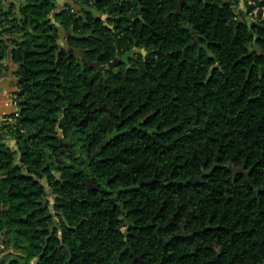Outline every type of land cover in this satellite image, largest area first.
<instances>
[{
	"label": "trees",
	"instance_id": "obj_1",
	"mask_svg": "<svg viewBox=\"0 0 264 264\" xmlns=\"http://www.w3.org/2000/svg\"><path fill=\"white\" fill-rule=\"evenodd\" d=\"M247 1L73 0L98 12L80 16L25 0L16 19L0 0L19 107L0 118V246L15 252L0 264H264V21ZM53 14L98 67L60 47ZM136 48L129 69H101Z\"/></svg>",
	"mask_w": 264,
	"mask_h": 264
},
{
	"label": "crops",
	"instance_id": "obj_2",
	"mask_svg": "<svg viewBox=\"0 0 264 264\" xmlns=\"http://www.w3.org/2000/svg\"><path fill=\"white\" fill-rule=\"evenodd\" d=\"M6 11L11 12V14L16 18H21V8L25 7L23 5H26L25 0H6ZM58 1V0H57ZM63 1L65 3L68 2V0H59ZM18 5H21L20 8H18ZM68 5H59L57 3V11L62 10L63 8L67 7ZM77 7V5H76ZM77 9H81V7L78 6ZM51 18H54V14L51 16ZM17 38L19 36H16ZM7 65L10 67V71L4 75L3 78H0V117L3 116H9L12 114H16L19 110V107L16 106L15 102V94L18 92V79L14 75V72L17 69V66L10 64L9 61L7 62ZM8 146L10 147L13 155V159L15 160V163H19V153L17 150L16 143L14 141H9ZM42 183L46 186L45 181H42ZM47 192L49 193L48 199L54 200L53 196L51 195L50 191L47 189ZM2 248V247H0Z\"/></svg>",
	"mask_w": 264,
	"mask_h": 264
},
{
	"label": "water",
	"instance_id": "obj_3",
	"mask_svg": "<svg viewBox=\"0 0 264 264\" xmlns=\"http://www.w3.org/2000/svg\"><path fill=\"white\" fill-rule=\"evenodd\" d=\"M57 3L59 5H65V4H67L69 7L73 8L74 11L78 12L80 14V16H83L84 15L83 11H85L87 13H92L95 16H98V12L94 8L89 7L88 5H83L80 10L77 9L76 5L73 3V0H68L67 3L58 0ZM23 6H26V5H23ZM20 7H21V5H18V8H20ZM52 22L58 27V29L60 30V33H61V39L59 40L60 47L63 48V46H64V49H67L69 52H73V49L70 48L68 46L67 42H66L67 36H72V37L75 36V34L73 33V31H71V30H67V31L64 30L60 23L55 22V19L54 18L52 19ZM77 38L78 39H82L84 37L78 36ZM199 38H200L199 36H194V41H197ZM256 48H257V50L259 51L260 54H264V51L260 47L257 46ZM136 52H139V50H133V51L127 53L123 57L124 61H126L130 56H132ZM8 61L11 64L10 58H9ZM10 155H11V157H13L12 154H10Z\"/></svg>",
	"mask_w": 264,
	"mask_h": 264
},
{
	"label": "flooded vegetation",
	"instance_id": "obj_4",
	"mask_svg": "<svg viewBox=\"0 0 264 264\" xmlns=\"http://www.w3.org/2000/svg\"><path fill=\"white\" fill-rule=\"evenodd\" d=\"M69 36H67V38H68ZM67 38H66V42H67ZM194 38V37H193ZM193 43L195 44V45H197V46H199L200 48H205L206 46L204 45V44H201V38H199L197 41H193ZM63 48H64V46H63ZM133 50H139V49H133ZM132 50V51H133ZM70 53H72V54H74V55H76V57H77V59L78 60H82L84 63H88L89 65H91V66H93V67H98V65L97 64H95V63H89L86 59H84V55H83V53L82 52H75L74 50H73V52H70ZM140 54H142L141 52H139ZM139 53H137V54H139ZM126 55V54H125ZM125 55H123V56H121V57H119V58H117L115 61H113V62H111L109 65H107V66H102L101 67V69L103 70V71H106V70H112L114 73H116V74H119L122 70H124V69H129L130 68V66H131V64H132V62H133V60L135 59V55L134 56H132V57H129V59H127L126 61H124V59H123V57L125 56ZM124 67V68H123ZM67 145H68V143H67ZM67 145L65 146V147H63V150H62V157L61 158H63V157H66V158H72L73 156H72V154H70L68 151H67V149H66V147H67ZM79 156H81V157H84L82 154L81 155H79ZM61 163H64V161H62Z\"/></svg>",
	"mask_w": 264,
	"mask_h": 264
},
{
	"label": "built area",
	"instance_id": "obj_5",
	"mask_svg": "<svg viewBox=\"0 0 264 264\" xmlns=\"http://www.w3.org/2000/svg\"><path fill=\"white\" fill-rule=\"evenodd\" d=\"M242 3L244 5L243 6L244 8L242 9V11L247 14V18L249 21L257 23V24H260L264 21V5H260L256 0H249L246 3L244 2ZM1 7L2 5H0V9ZM238 9L239 8L237 7V10ZM18 114H19V110L16 113V117L18 116ZM51 205H53V200H51Z\"/></svg>",
	"mask_w": 264,
	"mask_h": 264
},
{
	"label": "rangeland",
	"instance_id": "obj_6",
	"mask_svg": "<svg viewBox=\"0 0 264 264\" xmlns=\"http://www.w3.org/2000/svg\"><path fill=\"white\" fill-rule=\"evenodd\" d=\"M244 5H243V3H241V4H239V6H238V10L237 11H242V9L244 8L243 7ZM77 8H78V6H77ZM241 9V10H240ZM139 52H141L142 54H146L145 53V51H143V50H139ZM139 52H136V53H134L132 56H134V55H136L137 53H139ZM132 56H130V57H132ZM129 59V58H128ZM124 68V67H123ZM67 145V142H65V141H63L62 142V146L63 147H65ZM62 161H64L65 162V160H64V158L62 159ZM51 211L54 213V209H53V205H51ZM124 230V229H123ZM1 247V246H0ZM1 251H3V252H1ZM12 254L13 256L15 255V252H14V250H10V251H8V250H2V248H0V257H7L9 254ZM15 257V256H14Z\"/></svg>",
	"mask_w": 264,
	"mask_h": 264
}]
</instances>
